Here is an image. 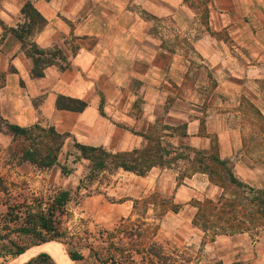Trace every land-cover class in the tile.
<instances>
[{
  "label": "crops",
  "instance_id": "0c3cea01",
  "mask_svg": "<svg viewBox=\"0 0 264 264\" xmlns=\"http://www.w3.org/2000/svg\"><path fill=\"white\" fill-rule=\"evenodd\" d=\"M28 1L46 21L31 42L65 57L38 78L10 30L29 21ZM209 14L199 23L187 0H0V113L113 152L161 142L206 153L217 146L230 158L244 140L242 111L250 102L264 108V0H211ZM61 96L86 107L61 109ZM225 248L227 264H264V237Z\"/></svg>",
  "mask_w": 264,
  "mask_h": 264
},
{
  "label": "rangeland",
  "instance_id": "374dc122",
  "mask_svg": "<svg viewBox=\"0 0 264 264\" xmlns=\"http://www.w3.org/2000/svg\"><path fill=\"white\" fill-rule=\"evenodd\" d=\"M210 1L187 0L196 21L203 25L211 20ZM244 19L249 20V16ZM3 85L4 78L0 75V89ZM262 111L251 102L242 111L245 115L240 119L242 146L233 156L224 158L242 186L230 182L220 165L211 181L208 174L194 171L191 163L182 159L165 170L166 167L163 170L156 167L146 176L123 170L94 176L89 174L86 161L71 164L74 172L69 176L58 168L43 170L27 163L18 164L11 161L10 155L21 150L22 141L15 140L0 121V217L6 216L8 204L19 209V205L25 203L33 211H38L41 205L47 210L59 191L69 190L70 201L59 217L63 237L47 243L56 244L67 260L71 251L84 253L89 264H98V261L105 264H227L225 247L254 244L259 237H264V219L257 213L256 204H248L249 200L255 201L260 192L264 193V108ZM72 144V139H68L62 151V162L67 152L74 150ZM210 153L220 156L219 147H214ZM153 194L158 196L156 203L144 202ZM223 195L236 201L234 213L229 217L234 228L213 218L210 222L202 218L194 222L197 201L207 198L216 201ZM163 200L180 205L179 211L166 208ZM224 227L225 235L234 239L223 242L226 238L216 234L223 232ZM1 231L4 233L5 227ZM239 234L245 235L239 237ZM11 237L27 250L47 245L36 244L34 238L19 237L16 233ZM217 248L222 249L217 252ZM9 261H13V257H0V264ZM68 262L87 264L70 259Z\"/></svg>",
  "mask_w": 264,
  "mask_h": 264
},
{
  "label": "trees",
  "instance_id": "16d2710c",
  "mask_svg": "<svg viewBox=\"0 0 264 264\" xmlns=\"http://www.w3.org/2000/svg\"><path fill=\"white\" fill-rule=\"evenodd\" d=\"M23 15L29 21L10 30L21 40L23 47L27 50V55L33 59L32 75L37 78L43 77L45 69L54 64L55 59L64 61L65 57L62 50L57 47L52 50H44L31 42L30 37L36 28L43 27L46 23L31 1H28L24 6ZM57 105L61 109L73 111H83L86 107L85 102L64 96L59 97ZM0 121L9 129L15 140L22 141L19 143L22 146L21 150L11 152L10 155L11 161L14 160L18 164L27 163L43 170L58 168L63 175L69 176L74 172L71 164L86 161L90 175L95 176L102 172L115 173L122 169L138 176H146L154 167H168L174 161L182 159L190 162L195 169L194 171L208 174L211 181H213V173L218 170L217 165H220L226 170L230 182L238 186L243 185L229 167L228 160L222 159L217 153H210L211 151L206 153L190 146L178 149L170 143L163 145L161 142H151L142 149L113 152L103 147H94L73 141L74 150L68 151L64 162H62V151L70 137L68 134H61L55 127H44L39 123L24 127L15 125L4 119L1 114ZM175 153L176 155L172 156ZM191 153H194L195 156L192 157ZM72 157L73 159H70ZM260 193L262 196L259 195L255 201L249 200L248 204H256L257 213L264 219V193ZM70 197L71 192L69 190L59 191L47 210H44L40 205L38 211H33L25 203L19 205L20 210L16 209L13 204L6 205V216L4 219L0 217V257L18 256L28 249L18 245L17 241L12 239V233H16L19 237L34 238V243L41 245L62 238L63 233L59 228V217L64 214ZM157 201L158 196L156 194L144 199L147 204ZM162 203L174 212L179 211L180 205H175L169 200H163ZM235 205V200L227 199L224 195L216 201L208 198L204 201H197L194 222L196 223V219L199 218L210 222L213 218L218 222L227 223L230 228H234L229 217L234 213ZM23 209L25 211H22ZM2 227H5L4 233L1 231ZM13 228L16 231H13ZM221 230L224 231L216 234L225 235V227ZM68 254L70 261L84 259L81 253L69 251ZM94 254L96 256V253ZM35 262L38 264H57L48 253L39 254Z\"/></svg>",
  "mask_w": 264,
  "mask_h": 264
},
{
  "label": "bare ground",
  "instance_id": "6f19581e",
  "mask_svg": "<svg viewBox=\"0 0 264 264\" xmlns=\"http://www.w3.org/2000/svg\"><path fill=\"white\" fill-rule=\"evenodd\" d=\"M39 253H48L55 259L57 264H69L68 260L66 259V256L61 252L59 247L54 243L37 246L29 250L25 255L20 257L17 261L12 262L11 264H21L22 262H27L33 257L37 256Z\"/></svg>",
  "mask_w": 264,
  "mask_h": 264
}]
</instances>
